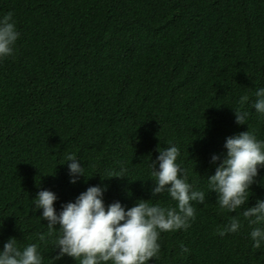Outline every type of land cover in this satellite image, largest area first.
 Listing matches in <instances>:
<instances>
[{"label":"trees","instance_id":"16d2710c","mask_svg":"<svg viewBox=\"0 0 264 264\" xmlns=\"http://www.w3.org/2000/svg\"><path fill=\"white\" fill-rule=\"evenodd\" d=\"M8 12L20 38L0 60V248L15 237L20 247L37 244L43 264H77L54 258L58 228L39 239L48 232L33 210L40 190L57 194L58 212L98 184L106 204L175 207L151 193V160L171 143L205 202H192L187 230L160 234L149 264H264L242 216L264 198V168L234 213L207 186L228 136L249 129L264 140V119L251 107L264 87V0H0V16ZM244 95L248 124L238 125L233 108ZM69 153L87 183L69 182ZM121 169L127 176L101 179ZM233 216L240 230L219 235Z\"/></svg>","mask_w":264,"mask_h":264},{"label":"clouds","instance_id":"9594fccd","mask_svg":"<svg viewBox=\"0 0 264 264\" xmlns=\"http://www.w3.org/2000/svg\"><path fill=\"white\" fill-rule=\"evenodd\" d=\"M19 38L13 13L0 16V60L14 54ZM254 95L251 107L259 118L264 119V87L256 89ZM249 100L248 95L241 96L240 107H232L238 125L247 123L249 113L243 106ZM224 148L223 159L218 154L211 157L210 162L216 164V169L214 174L207 176V186L217 194L219 208L234 213L247 204L250 192L252 194L251 186L257 182L260 169L264 168V140L257 139L248 129L228 136ZM157 151L159 154L150 163L154 177L152 198L166 193L176 202L175 207L150 203V199H139L132 207L119 200L106 204L107 186L98 184L89 186L74 201L62 204L58 212L54 203L58 196L54 191L45 189L37 193L33 210L39 211V216L48 225V232L41 233L39 239L44 241L53 234V229H59L54 242V249H58L56 260L68 256L77 264H149L160 251L161 233L190 227V221L196 215L192 202L203 204L205 193L193 190L188 182V171L178 163L180 151L175 144L169 143L163 149L158 145ZM65 161L69 182L76 184L80 177H84L87 183L90 178L80 159L69 153ZM125 176L121 169L118 174L101 175V179ZM242 216L251 227L252 247L260 249L264 246V227L258 225L264 224V198L244 208ZM241 226L238 216H233L218 232L221 236L237 233ZM182 251L187 252V249L182 246ZM0 264H43V261L37 244L20 247L15 237H11L0 248Z\"/></svg>","mask_w":264,"mask_h":264}]
</instances>
